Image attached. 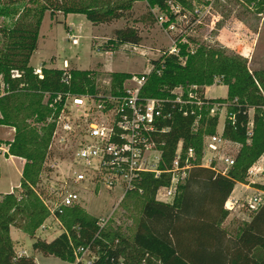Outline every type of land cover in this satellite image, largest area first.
Returning <instances> with one entry per match:
<instances>
[{"label": "trees", "instance_id": "16d2710c", "mask_svg": "<svg viewBox=\"0 0 264 264\" xmlns=\"http://www.w3.org/2000/svg\"><path fill=\"white\" fill-rule=\"evenodd\" d=\"M15 1L0 0V17L20 13ZM131 1L111 4L107 0H45L36 8L32 22H15L12 27L1 29L5 41L0 47V126L12 128L13 136L10 141H0V145L6 146V155L21 158L24 163L19 194L0 198V264H34L31 257L14 254L10 227L20 229L32 239V251L71 264L77 247L88 248L95 257L92 264H264V200L248 222L236 224L231 231L221 227L227 217L223 208L225 200L236 183H246V170L264 153V69L248 71L242 61L218 48L198 45L190 49L188 41H182L181 37L175 38V52L164 51L151 60L152 69L140 91L144 96L167 97L175 86L186 89L196 85L203 100L199 109L193 103L164 104L169 118L162 122L167 127L160 135L162 162L169 165L177 143L182 151L189 148L194 155L192 166L171 202L157 201L154 196L157 188L167 185V177L145 174L135 186L140 193L131 191L119 202L123 206L125 199L140 200L139 214L131 228L116 224L111 214L105 227L98 230L95 217L73 206L58 216L64 233L48 242L34 237L32 231L47 217L32 188L38 174L48 171L44 165L54 128L51 120L57 116L66 92H96L89 69H67V83L62 80L64 69L61 68L41 66L40 77L32 74L28 61L36 49L43 11L48 10L50 15L82 14L90 23L97 24L123 17ZM170 1L181 9L186 4V0ZM238 1L256 14H264V0ZM147 5L166 16L164 25L182 14L181 10L170 9L169 0H147ZM139 40L134 27L117 28L107 40V49L122 44L135 46ZM12 70L18 76L12 77ZM215 75L221 76V83L226 86L225 97L202 96L200 87L211 85ZM129 76L125 72H112L111 87H119ZM56 94L61 98L51 110L47 103ZM223 101L228 104L221 136L231 143H240L241 148L226 174L220 175L197 165L202 155V137L214 134L217 124V116L209 114L211 105ZM249 109L252 110L251 134L247 136ZM247 139L250 143L244 144ZM251 187L264 193V182Z\"/></svg>", "mask_w": 264, "mask_h": 264}, {"label": "rangeland", "instance_id": "374dc122", "mask_svg": "<svg viewBox=\"0 0 264 264\" xmlns=\"http://www.w3.org/2000/svg\"><path fill=\"white\" fill-rule=\"evenodd\" d=\"M44 1H15L20 13L11 17H0V47L5 41L1 29L10 28L15 22H32L36 8ZM107 1L112 4V2L118 3L125 0ZM169 3L173 12L181 10L182 14L176 15L166 25L163 24L166 22V16L155 7L149 8L147 0H132L130 8L123 12V17L97 24L90 23L82 14L63 15L60 12H54L50 15V12L45 10L38 27L36 49L32 52L28 64L30 62L34 67L59 68L62 66V62L66 61L67 69H89L92 71L95 91L106 92L111 85L112 72H125L130 75L148 72L152 69L151 60L157 59L164 51L174 48L175 38L181 37L182 41H188L190 49H194L198 45H203L205 48H218L219 51L242 61L248 71L264 69V14H256L252 8L240 4L238 0H186L182 9L170 0ZM125 26H131L137 30L140 35L138 44L135 46L122 44L117 48L107 49L109 47L107 40L113 37V30ZM72 38L76 40L75 44L71 43ZM106 44L107 47H105ZM33 66L31 67L33 68ZM221 80V76H213L211 87H200L202 95L210 98L225 97L226 87L221 83ZM227 104V101L220 102L212 113L209 112L210 115L217 116L215 132L222 128L227 115ZM247 115L248 126L251 128V109L247 111ZM8 137L9 132L0 129V138ZM202 138L204 140L206 136ZM249 143V139L244 142V144ZM71 148L69 140L62 142L59 135L50 138L47 146L49 157L45 162L46 164L54 163L55 167L51 169L50 173L45 170L41 171L38 174L37 183L32 188L37 201L46 212L44 204L48 208H52L57 199V195L51 193L49 188H59L63 179L66 178L64 166L68 161V153ZM240 148V143L227 141L211 157L214 168L221 170L223 166L219 163L218 158L229 157L234 160V156ZM17 168L16 160L0 157V193H7L12 186L18 183ZM247 170L244 185L251 187L252 184L262 182L260 175L252 177L247 174ZM19 191V189H14L12 194L17 196ZM233 194L242 196V201H244L251 197L252 192L244 191L241 186L237 185ZM121 195L122 192L117 189L105 191L100 188L98 192L80 196L79 207L95 218L112 214L116 224L122 228L129 226L131 228L139 214L140 200L134 197L125 199L121 206L119 203ZM256 195L261 199L264 198L258 193ZM159 198L160 196H155V199ZM237 209H239L237 211L246 214L244 206H239ZM235 214L236 211H230L224 221V228L229 231L237 224ZM46 218L32 232L34 237L48 242L58 236L60 230L57 226L52 225L50 230L41 231L40 226L48 222V220L45 221ZM10 238L14 241V243L11 242L14 254L17 255L18 251L24 250L28 256L34 257L33 262L36 264H71L51 256L43 257L37 252L33 253L30 247L32 239L20 229L13 227Z\"/></svg>", "mask_w": 264, "mask_h": 264}, {"label": "built area", "instance_id": "2783aa9c", "mask_svg": "<svg viewBox=\"0 0 264 264\" xmlns=\"http://www.w3.org/2000/svg\"><path fill=\"white\" fill-rule=\"evenodd\" d=\"M71 43L75 44L76 40L72 38ZM168 52H175V49ZM66 65V61H63L61 69H64L62 80L65 83L69 79ZM148 72L130 75L122 80L119 87L110 85L106 92H66L63 95L60 110L55 119L51 120L54 122L51 138L59 135L62 142L69 140L72 148L64 166L66 178L59 188H49L51 193L57 195V199L52 208L44 204L47 209L45 221L48 222L40 226L41 231L50 230L54 225L60 233H64L58 216L66 208L79 206L80 196L98 192L100 188L105 191H121V199L134 190L140 193V189L135 186L145 174H150L153 178L161 175L167 177V185L157 188L154 196H160L157 201L171 202L177 187L183 183L192 166L194 155L189 148L182 151L180 143H177L169 165L162 162L160 135L167 131L162 122L169 118V113L164 111V104L193 103L199 109L203 100L196 85H189L186 89L175 86L167 97L142 95L140 91ZM32 74L40 77L41 67H33ZM11 76H18V72L12 70ZM1 92L2 84L0 94ZM44 97L46 99V95ZM60 98V94L52 97L47 108L54 110V104ZM218 105L219 103H213L209 112L212 113ZM249 129L248 126L247 136L251 134ZM221 131L203 140L202 155L197 166L211 168L215 173L225 175L232 166L233 159L218 158L223 166L221 170H216L211 160L227 142L222 138ZM2 154H6V150L0 147V155ZM207 156L209 157L206 159ZM54 165H45L48 173ZM160 165L163 167L160 168ZM261 173L262 170L253 165L247 170V174L252 177ZM261 203L262 199L258 195L244 201L227 197L223 208L225 211H232L236 207L244 206L255 211ZM110 215L96 218L98 230L105 227ZM73 257L74 264H92L95 259L87 247L74 249Z\"/></svg>", "mask_w": 264, "mask_h": 264}, {"label": "crops", "instance_id": "0c3cea01", "mask_svg": "<svg viewBox=\"0 0 264 264\" xmlns=\"http://www.w3.org/2000/svg\"><path fill=\"white\" fill-rule=\"evenodd\" d=\"M30 59V58H29ZM30 61V60H29ZM29 64H30V62H29ZM31 65V64H30ZM31 66H33V65H31ZM34 67V66H33ZM44 67H46V66H44ZM62 66H59V68H61ZM55 68V67H54ZM212 85H209V86H204V88H206V87H211ZM226 87V86H225ZM206 97H208V96H206ZM210 98V97H209ZM223 126V125H222ZM0 129H5V130H7L8 132H9V137L8 138H0V141H3V142H5V141H10L11 139H12V136H13V129L12 128H9V127H1L0 126ZM221 130H222V128H221ZM220 130V131H221ZM220 131H217V132H220ZM1 146V148L2 149H4V150H6L7 148H6V146H4V145H0ZM0 157H2V158H4V159H9V160H16L17 162H18V168H17V170H18V183L16 184V185H14V186H12V188L11 189H9V191L7 192V193H5V194H10V193H14L13 192V190L14 189H18V185H19V179H20V172H21V169H22V165H23V163H24V161L21 159V158H18V157H14V156H10V155H6V154H2V155H0ZM257 165V166H256ZM253 166H256V167H258L259 168V170H263V168H264V153L258 158V160L253 164ZM258 175H260L261 176V178H262V182L260 183V184H263V182H264V177H263V175H262V173L261 174H258ZM257 175V176H258ZM237 185H239V186H241L242 188H243V190L244 191H251L252 192V195H251V197L252 196H254V195H256L257 193L259 194V193H262L261 191H258V190H256V189H254V188H252V187H249L248 185H244V184H240V183H236L235 185H234V187H233V189H232V191H231V193H230V195L228 196L229 198H235V199H240V200H242L243 199V197L242 196H235L234 194H233V191H234V188H235V186H237ZM4 193H0V196H2V195H5ZM263 196H264V193H263ZM264 200V198L262 199V201ZM238 207H236L233 211H236V214H235V221L237 222V224H239V223H244V222H248L249 221V219H250V216H251V213L253 212V211H250V210H248L247 208H245V211H246V214L244 213V212H240V211H237V210H239V209H237ZM230 211H227V214L229 213ZM226 219V218H225ZM225 221V220H224ZM224 221L221 223V227H225V225H224ZM13 229V227H10L9 228V238H10V232H11V230ZM227 229V228H226ZM10 240H11V242L12 243H14V241L10 238ZM32 243V242H31ZM31 243H30V246H31ZM18 254L17 255H21V256H26V257H30V256H28L26 253H25V251L24 250H20V251H18L17 252ZM33 253H35L34 251H33ZM37 254V253H36ZM33 260H34V257H31ZM34 264H36L35 262H34Z\"/></svg>", "mask_w": 264, "mask_h": 264}]
</instances>
